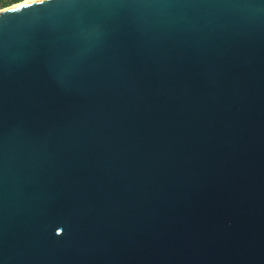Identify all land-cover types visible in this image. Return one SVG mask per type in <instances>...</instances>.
<instances>
[{"label":"water","instance_id":"95a60500","mask_svg":"<svg viewBox=\"0 0 264 264\" xmlns=\"http://www.w3.org/2000/svg\"><path fill=\"white\" fill-rule=\"evenodd\" d=\"M0 10V264H264V0Z\"/></svg>","mask_w":264,"mask_h":264},{"label":"flooded vegetation","instance_id":"af4514ba","mask_svg":"<svg viewBox=\"0 0 264 264\" xmlns=\"http://www.w3.org/2000/svg\"><path fill=\"white\" fill-rule=\"evenodd\" d=\"M23 1L25 0H0V10L11 6H16Z\"/></svg>","mask_w":264,"mask_h":264},{"label":"snow or ice","instance_id":"6c2138e0","mask_svg":"<svg viewBox=\"0 0 264 264\" xmlns=\"http://www.w3.org/2000/svg\"><path fill=\"white\" fill-rule=\"evenodd\" d=\"M43 0H25L24 4L19 5L16 9H10V10H19V8L30 6L32 3H42Z\"/></svg>","mask_w":264,"mask_h":264}]
</instances>
